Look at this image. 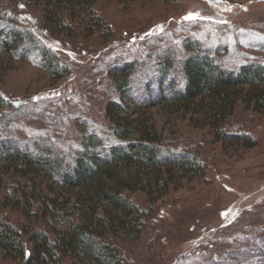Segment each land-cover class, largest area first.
Listing matches in <instances>:
<instances>
[{
	"label": "rangeland",
	"instance_id": "374dc122",
	"mask_svg": "<svg viewBox=\"0 0 264 264\" xmlns=\"http://www.w3.org/2000/svg\"><path fill=\"white\" fill-rule=\"evenodd\" d=\"M95 7L111 30L98 28L88 34L83 29L76 42L64 34H49L38 24L37 12L21 15L69 63L70 73L55 80L30 60L15 61L1 85L7 101L32 97L39 101L32 106V116L22 118L20 135L76 139L83 127L80 122L87 119L105 133L104 102L118 99L106 87L113 76L103 62L115 58L125 67L135 57L153 58L160 48L181 49V43L189 39L214 50L227 47L240 61L264 62V0H98ZM73 18L74 25L86 21L77 8ZM251 94L243 87L235 95L247 102ZM129 102L134 107L130 116L161 129L167 145L195 155L204 172L191 175L172 170L166 192L156 186L149 194L139 189L138 179L154 183L156 168L119 164L109 170L114 179L134 187L130 195L149 213L139 239L119 244L124 264H241L248 248L263 247L264 113L246 108L239 100L233 112L222 117L221 122L232 130L254 138L255 145L245 148L231 140L215 139L213 124L224 113L206 97L141 108ZM89 187L73 193L87 197ZM54 194L61 195L58 189ZM4 211L16 226L26 222L16 211ZM72 213L67 221H78L76 212ZM54 226L64 230L68 222ZM254 260L255 254L249 264H255ZM0 264L26 263L0 256Z\"/></svg>",
	"mask_w": 264,
	"mask_h": 264
},
{
	"label": "trees",
	"instance_id": "16d2710c",
	"mask_svg": "<svg viewBox=\"0 0 264 264\" xmlns=\"http://www.w3.org/2000/svg\"><path fill=\"white\" fill-rule=\"evenodd\" d=\"M97 1L0 0V256L4 259L26 264H124L119 244L139 239L149 213L130 195L134 187L114 179L109 170L119 164L156 168L154 183L138 179L139 189L149 194L156 186L166 192L172 170L191 175L204 172L195 155L170 148L161 129L130 116L134 107L129 99L141 108L206 97L224 113L213 124L215 139L231 140L245 148L256 143L247 132L234 131L221 121L239 100L246 108L264 113V62L240 61L227 47L214 50L189 39L181 43V49L158 48L157 57H135L125 67L117 58L103 62L113 76L106 87L118 99L104 102L105 133L87 119L80 122L83 127L76 139L20 135L22 118L32 116V106L39 101L35 97L7 101L1 85L15 61L30 60L55 80L70 73L69 63L21 15L37 12L38 24L49 34H64L76 42L83 29L88 34L98 28L111 30L95 7ZM75 8L86 20L79 25H74ZM243 87L253 93L247 102L235 95ZM85 186L91 191L87 197L73 193ZM56 189L61 195L54 194ZM4 210L16 211L26 222L16 226ZM72 212L78 221H67ZM67 222L66 229H55L54 224ZM260 244L263 247L245 249L248 263L242 259L241 264L251 263L254 254L253 263L264 264V241Z\"/></svg>",
	"mask_w": 264,
	"mask_h": 264
}]
</instances>
